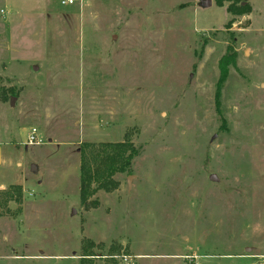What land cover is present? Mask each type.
Returning a JSON list of instances; mask_svg holds the SVG:
<instances>
[{
	"label": "rangeland",
	"instance_id": "1",
	"mask_svg": "<svg viewBox=\"0 0 264 264\" xmlns=\"http://www.w3.org/2000/svg\"><path fill=\"white\" fill-rule=\"evenodd\" d=\"M246 1L0 0V264H261L264 0ZM125 140L117 186L82 205V144Z\"/></svg>",
	"mask_w": 264,
	"mask_h": 264
},
{
	"label": "trees",
	"instance_id": "2",
	"mask_svg": "<svg viewBox=\"0 0 264 264\" xmlns=\"http://www.w3.org/2000/svg\"><path fill=\"white\" fill-rule=\"evenodd\" d=\"M216 5L226 4V11L234 16L248 14L251 6L246 0H215ZM232 19V18H231ZM232 20H229L228 24ZM230 61L223 57L219 62L220 75L226 74V65ZM137 150L128 141L107 142L95 145L84 143L80 150L79 165V200L82 205L94 204L91 197L98 190L111 191L117 186V181L113 176L126 170ZM12 192H5L8 200L20 201V186H13ZM15 195V196H14ZM87 259L94 255L91 251L82 254ZM87 256V257H86Z\"/></svg>",
	"mask_w": 264,
	"mask_h": 264
},
{
	"label": "built area",
	"instance_id": "3",
	"mask_svg": "<svg viewBox=\"0 0 264 264\" xmlns=\"http://www.w3.org/2000/svg\"><path fill=\"white\" fill-rule=\"evenodd\" d=\"M71 0H66L70 2ZM26 145L39 144L40 140L37 137V129L35 127H29L26 139ZM123 264H130V258L126 254H120L117 256ZM261 264H264V255L261 258Z\"/></svg>",
	"mask_w": 264,
	"mask_h": 264
},
{
	"label": "water",
	"instance_id": "4",
	"mask_svg": "<svg viewBox=\"0 0 264 264\" xmlns=\"http://www.w3.org/2000/svg\"><path fill=\"white\" fill-rule=\"evenodd\" d=\"M210 2H211V0H201L200 4H201V6H207L210 4ZM31 167H33V165Z\"/></svg>",
	"mask_w": 264,
	"mask_h": 264
},
{
	"label": "crops",
	"instance_id": "5",
	"mask_svg": "<svg viewBox=\"0 0 264 264\" xmlns=\"http://www.w3.org/2000/svg\"><path fill=\"white\" fill-rule=\"evenodd\" d=\"M0 11H3L2 9Z\"/></svg>",
	"mask_w": 264,
	"mask_h": 264
}]
</instances>
